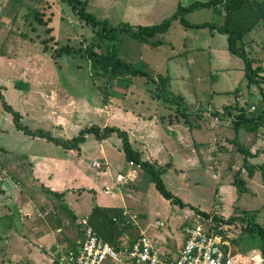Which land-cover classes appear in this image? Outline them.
<instances>
[{"label": "rangeland", "instance_id": "obj_1", "mask_svg": "<svg viewBox=\"0 0 264 264\" xmlns=\"http://www.w3.org/2000/svg\"><path fill=\"white\" fill-rule=\"evenodd\" d=\"M84 1L88 12L98 19H107L112 26L121 23L138 25L136 23L141 21L156 19L144 20L142 15L158 0ZM148 4L150 7L147 9ZM8 8L4 16L8 26H13L19 32L0 35V91L6 102L19 111L23 124L68 139L89 123L95 122L100 126L103 123L101 119H93L91 114L77 121L72 115L74 110H81L86 104H96L101 108L109 102L136 109L135 104H129L133 96L131 90L143 93L148 89L155 90L161 104H166L165 98L170 100L167 104L171 105L180 125H183L181 112L185 110L190 114V121L204 129L200 131L203 142L197 152L204 151L200 160L206 165V170L186 167L187 170L179 174L181 171L165 169L164 166L160 172L161 178L166 188L186 203L185 207H180L160 194L147 171L129 166L122 150L113 144L108 147L112 172L102 177L109 186L108 194H104V191H99L102 186L97 182L98 170L91 166L95 152L97 156L100 151L99 141H94L91 134L84 146L90 155L85 164L95 176L96 185H90L93 190L84 189L81 195L71 193L63 199L29 180L37 164L47 167L46 160L51 156L63 155L65 148L18 130L13 116L3 108L0 100V264H49L56 247L61 250L66 247L73 249L80 229L84 227L79 220L89 213L90 205L98 202L104 206L127 209L138 216L131 223H126L121 215L114 218L112 227L116 230L109 234L115 244L122 242L126 245L135 240L140 231H144L159 254L166 257L177 253L184 223L198 219L213 228L214 221L196 210L210 212L212 216L224 220L249 214L264 229V184L260 172L256 171L250 178L245 177L249 189L238 192L232 183L235 173L231 170L241 166L244 160V154L238 147L253 150L254 157H249L247 163H261L264 159V126L249 131L248 125L243 122L238 130L234 128V122L241 113L239 107L243 106L249 111L254 106L255 109L249 111L248 115L264 118V81H247L243 74V60L227 50L225 34L220 33L217 35L219 37L210 41L208 28H188L186 31L176 21L166 34L153 38L156 40L161 36L165 41H172L175 45L172 50L167 44L154 49L153 39L144 43L123 32L117 44L118 57L148 74H121L106 87L105 80L94 74L84 50L96 37L97 29L81 20L66 0H29ZM36 11L40 12L44 21L49 17L50 21L40 23L35 16ZM174 12L167 10L163 13H171L165 14L166 18ZM184 17L194 23H216L220 20L219 14L209 8L193 10ZM49 27L52 28L50 33L47 31ZM24 32L34 39V44L27 39L22 42ZM51 36H54L53 40ZM16 38L21 43L16 42ZM45 39L48 40L46 44ZM244 40L249 56L255 60L254 64L260 63L264 69V25H260L252 37L247 36ZM183 42L186 44L185 50ZM208 42H212L209 49L206 47ZM194 45L203 46V49L193 48ZM64 46L72 47V52L60 50ZM178 52L181 53L176 59L166 60L168 55ZM24 56L27 58L22 60ZM159 76L170 78L162 93L154 80ZM261 76L264 78V71ZM66 95L71 97L67 111L63 113L65 109L62 111L61 105ZM178 96L184 101H175L174 98L178 100ZM208 110L213 112L212 117L205 115ZM66 113L70 114L71 121L68 128L63 127L65 123L61 119L62 114L65 116ZM112 120L109 125L119 126L122 123L117 119ZM166 123L161 121L162 125ZM209 132L213 133L211 138L208 137ZM213 138L218 139L223 147H216ZM108 139L111 142L119 137L111 134ZM174 157L177 160V155ZM165 158L166 162H171L167 154ZM186 165L189 166V163ZM194 165L197 167L198 162H194ZM117 172L128 177L125 184L115 182ZM66 177L65 173H57L53 179L46 178L48 184L45 185L52 187L54 182L68 184V181H64ZM16 186L24 190L22 196L27 201L13 194L12 188ZM98 197L101 200H97ZM65 203L69 209L63 207ZM72 208L76 210L77 221L71 216ZM94 220L98 227V216ZM157 221H162L164 226L156 227ZM217 230L236 264H246L252 254L260 253V235L257 231L246 230L245 221L233 219L230 223H220ZM116 233L119 235L116 236Z\"/></svg>", "mask_w": 264, "mask_h": 264}, {"label": "trees", "instance_id": "obj_2", "mask_svg": "<svg viewBox=\"0 0 264 264\" xmlns=\"http://www.w3.org/2000/svg\"><path fill=\"white\" fill-rule=\"evenodd\" d=\"M66 1L72 6V9L77 13L81 20L97 29L95 31L96 37L93 38L89 45H86L84 50L90 61L91 68L94 70V74L97 77L103 78L105 80L104 82L106 87H108V84L110 85V83L121 74L143 76L148 74L146 71L135 68L133 65L122 61L118 57L117 44L120 41V35L123 32L130 33L138 41L148 42L157 35L167 32L171 27L172 22L177 19L185 27L208 28L211 32L215 31L225 34L227 36L228 51L239 56L243 60L244 76L247 81L249 83H260L264 81L263 76H261V73L264 71V69L260 63L257 65L254 64L255 60L249 56L245 46L246 42L244 41V37L248 33L252 32L260 25H264V0L194 1L185 6L179 4L176 11L171 16L164 18L161 22L156 24L131 25L129 23H121L117 26H112L109 24L107 19H98L92 13L88 12L86 10V1ZM202 8H211L213 11L223 14V22L219 24L210 21L194 23L185 19L184 16L187 12ZM35 16L37 19H39L40 23L45 22V24H47L50 21V17L44 21L40 16V12L38 11H36ZM47 31L50 33L52 28H47ZM50 39L53 40L54 36H51ZM47 41L48 40L45 39L44 43L46 44ZM152 43L154 45H159L161 40L156 38V40H152ZM60 50L70 53L72 52L73 48L70 46H64L60 48ZM154 80L156 83H158V90H160V93H162V91L164 92V89H166V84L168 83V79L166 77L163 78L162 76H159ZM0 100L2 102L3 108L13 116L14 125L18 130L30 136L42 137L50 140L54 144L60 145L65 149H79L80 144L85 140V136L90 133L94 134V136L98 139H104L111 134H116L121 139V149L124 152L125 159L129 162L139 165L142 169L147 171L150 174L151 180L154 182L156 189L163 197L178 204L180 207L186 206V203H184L180 198L175 196L166 188L160 174L162 168L156 167L148 160L142 159L140 153L132 147L128 133L125 130L116 126L106 125L105 127L101 128L97 125H91L80 129L78 134L71 137L70 139L56 137L53 136L48 130H44L42 128L32 129L28 125L23 124L21 121V114L19 111L13 109V107L8 102H6L1 91ZM174 100L178 101V103L181 101L183 102V98L181 96H178V100L177 98H174ZM165 101H167L166 98ZM239 109L241 110V113L234 122L235 130H238L243 122L248 125L247 130L249 131L255 130L260 125L264 126V118H262V116H249L248 113L251 110L248 111L246 108H243V106L239 107ZM238 149L244 154L243 167L245 168L247 175L252 176L253 173L258 170L261 175L262 183L264 184V159L261 163H247V157H254V154H252L248 149H245L243 146L238 147ZM233 184L236 186L238 192H245L248 189L244 180L239 176L238 173H236L234 176ZM63 207L68 209L65 204H63ZM196 211L202 214L204 217L211 218V220L214 221L213 228L216 233L220 232L217 230L220 223H230L233 221V219L245 221L246 230H250L252 232L257 231V233L260 235V253L264 256V229L255 222L251 215L242 214L239 218L231 217L227 220H224L219 216H212L210 212L208 213L199 210ZM70 213L73 218H76V216L71 211ZM120 215L122 217V209L120 208H103L100 206H94L91 213L85 219L97 234L109 240L116 248H119L123 243L121 242L120 244H115L109 233H112L113 230H116L113 228L115 222L114 218H120ZM96 216L99 218L98 224L100 225L98 227L96 226V221L94 220ZM106 235L109 237H106ZM118 235L119 234L116 233V236ZM131 242L132 241L129 243Z\"/></svg>", "mask_w": 264, "mask_h": 264}, {"label": "crops", "instance_id": "obj_3", "mask_svg": "<svg viewBox=\"0 0 264 264\" xmlns=\"http://www.w3.org/2000/svg\"><path fill=\"white\" fill-rule=\"evenodd\" d=\"M29 1V0H28ZM27 0H0V35L1 34H11L14 31H18V29L14 30L13 26H8V21H6L7 19L4 17L6 12H8L7 10H9V6L11 5H19L22 2H28ZM194 1H207V0H158L156 3H152L153 5L148 4L147 5V9L149 8V10H147L146 12H144L142 15V18L144 20L150 19V18H156L154 19V21H141V23H136V24H141V25H148V24H156L158 22H160L162 19L165 18V16L171 14L172 12L175 11V9L177 8V6L180 5H188ZM211 9V8H209ZM171 12L169 14L167 13H163V12ZM212 10V9H211ZM192 12V11H191ZM190 12V13H191ZM215 12V11H214ZM189 12H187L186 14H188ZM217 14H219L220 16V20H218L216 23H222L223 22V14L215 12ZM167 14V15H165ZM185 14V16H186ZM158 16H160V18H158ZM187 20V19H186ZM177 20H174L172 22V25H174L173 23H175ZM199 23V22H197ZM215 23V22H214ZM179 24L187 31L188 28L191 27H185L184 25H182L179 21ZM171 25V27H172ZM171 27L169 28V30L171 29ZM8 28V29H7ZM257 29V28H256ZM256 29L253 30L252 32L248 33L244 39L247 36H253V34L256 32ZM168 30V31H169ZM167 31V32H168ZM162 33V35L166 34ZM25 33V32H24ZM218 32H211L209 33V40H213L215 37H219L217 36ZM5 35V36H6ZM158 37L159 40H161V43L159 45H155L154 49H157L161 46H163L164 44H167L171 47L172 50H174L175 45L172 41L168 42L167 40L165 41L163 37ZM226 36V35H225ZM22 42L25 41V39H27L29 42L34 44V39L28 37V35H23ZM16 42L21 43L20 39L16 38ZM245 41V40H244ZM15 42V41H14ZM226 42H227V36H226ZM145 43V42H144ZM183 48L185 50L186 48V44L185 42H183ZM212 46V42H208L206 43V47L209 49ZM156 47V48H155ZM199 48V49H203V46H197L194 45L193 48ZM153 48V47H152ZM226 48H227V43H226ZM228 50V49H227ZM181 52H185V51H181ZM178 52L177 54H170L166 57V60L169 62L173 59H176L178 57V55L181 53ZM143 57V56H141ZM27 56H24L23 59H26ZM33 59V58H32ZM130 64V63H129ZM243 74H244V70H243ZM168 80L170 79L169 77L167 78ZM170 81V80H169ZM127 92V91H126ZM125 92V95H127ZM131 92L133 93V96L130 99L129 104H135L137 106L136 109H133L131 107H128L126 105H117V104H112L111 102H109L108 104H103L102 107H97L96 104H89V105H84L83 108L81 110H74V114L73 118H77V121L81 118L84 117V115L86 114H91L93 119H101L102 120V125H98L95 122L89 121V122H93V123H89L87 126H91V125H97L101 128L105 127L106 125L108 126H116L120 129L125 130L128 133L129 136V140L130 143L132 145V147L138 151L141 155V158L144 160H148L149 162L153 163L156 167H160L162 169H171L174 168L175 170H179L181 171L179 174H181L182 172H184L183 170H187L185 169L186 167L190 168V169H197L199 168L200 170H206V165L204 164V162L202 163V161L200 160L204 155H203V150L197 152V149L201 146L202 144V140L200 139L201 135H200V131H203L204 129H202L201 125L196 123V122H192L189 119V112L187 111H182L181 115L183 116V120L182 123L180 125V121L178 120L177 115H173L172 113V107L171 105H168L167 103H169V101H165L166 104H161L160 98H158V92L155 90H146V92H140V91H134L131 90ZM71 96L66 95L63 99V104L61 105V110L64 112L67 111V107L69 104V98ZM184 101V99H183ZM71 107V106H70ZM69 110V108H68ZM180 110V109H178ZM71 113V112H70ZM77 113V114H75ZM69 115L67 114L64 116L62 114V121H64L65 126H63L64 128H68L69 124H70V119H69ZM121 115V116H120ZM199 115V114H198ZM121 117H124L121 118ZM90 118V120L92 119ZM112 119H117L119 120V122H122L121 125L117 126V125H109L113 120ZM161 121H167L166 125H162ZM85 126V127H87ZM84 128L81 127L80 129ZM199 130H196V129ZM79 129V130H80ZM199 131V134H198ZM79 132V131H78ZM115 135V134H114ZM213 135L212 132H209V138H211ZM75 136V135H74ZM91 137V133L87 134L85 136V140L84 142H82L79 146V149H63V155L61 156H57V157H49L48 160H46V164L48 165L47 167H43V164H37L36 165V169L34 171V173L32 174V177L29 181H31L32 183H36L35 185H40L43 189H45L46 191L54 194L55 196L61 197L63 199H65L66 195L69 194H74V193H78L77 195H81V191L82 190H93L94 188H92L93 185H96V179L95 176L93 174H91V169L88 167V165L85 164V160L86 158H88L90 155H88V153H86V149H85V144L87 143L88 139H90ZM94 141L98 140L99 141V153L96 156V152L94 154V158L92 159L91 162H93V160H99L100 162L103 163L102 166V170H104V172H99V170L97 171V177L99 180H97L98 185L102 186V188L99 190L100 192L104 191V194H108L109 186H106V184L104 183V181L102 180L106 174H110L112 172L111 167L109 166L110 161H109V157H108V147L109 145H113L114 147H116L117 149L120 148L121 149V139H116L114 141H109L110 136L104 138V139H98L94 136ZM118 137V136H117ZM66 139V138H65ZM70 139V138H68ZM214 145L216 147H223V145H221V142H219L218 139H214L213 141ZM175 148V149H174ZM96 149V146H95ZM173 149V154L177 155V160L175 159L174 155L172 156V150ZM122 150V149H121ZM176 150V151H175ZM249 151L251 153H254L253 150ZM123 152V151H122ZM181 152H183L184 154L181 155ZM168 155L171 157V162H166V158L165 155ZM124 155V152H123ZM249 157H247V161ZM253 158V157H252ZM250 158V159H252ZM174 160H176V163H174ZM53 161V163L51 162ZM129 166H136L140 169H142L140 166H137L135 163L133 165L129 164ZM194 162H198L197 167H194ZM44 163V164H45ZM186 163H189V166L186 165ZM259 163V162H258ZM91 165V164H90ZM177 165V166H176ZM93 166V165H91ZM162 166V167H161ZM94 167V166H93ZM95 168V167H94ZM96 169V168H95ZM234 170V173H238L239 176L244 180L245 185H246V178H250L254 175V173L258 170H256L252 176H248L247 172L245 170V168L243 167V163L241 166L239 167H235V169H231ZM57 173L62 174L65 173L67 175L66 178H64V181H68V184H60L58 182H54L52 183V187L45 185L48 184L47 179H53L55 178V176L57 175ZM234 174V175H235ZM118 175H122L125 180H128V177L124 176L122 173L117 172V175L115 177V182L118 184H125V183H119L117 181V176ZM234 180V179H233ZM232 180V183H233ZM51 182V181H50ZM5 182H3L4 184ZM33 184V186H34ZM85 184V185H84ZM54 185V187H53ZM90 185H92L90 187ZM87 186V187H85ZM247 186V185H246ZM248 187V186H247ZM11 189V186H10ZM13 190V194H16V197H20V199H24L27 201V199H25V196H22V193L24 192V190L22 191V189L18 188L17 186L16 188H12ZM249 189V187H248ZM7 192V191H6ZM218 192V190H217ZM9 193V192H8ZM219 193V192H218ZM7 194V193H5ZM59 194V195H58ZM97 197V196H96ZM97 200H101L100 197L97 198ZM102 200H106V198H102ZM65 205L68 207L69 209V205L65 203ZM94 206H100L103 208H119V207H115V206H104L98 203H96ZM92 205H90V211L89 213H86L84 215V217L81 219V221L79 220L80 224L82 222L83 219H85L92 211L93 207ZM27 208V207H26ZM19 209V208H18ZM73 211L70 209V211L76 216L75 221H77L78 217L76 215V210L74 208H72ZM123 210V208H120ZM21 210V208L19 209ZM24 210V208H23ZM26 210V209H25ZM28 214V213H26ZM82 225V224H81ZM144 232V231H143ZM83 235V230L82 228L80 229V235L77 237L76 239V243H75V247L77 245L78 240L81 239ZM182 242H183V236H182ZM182 242L180 244V247L182 245ZM151 243V242H150ZM152 244V243H151ZM73 247V248H75ZM180 247L177 251V253L175 255H169L171 257H176L180 251ZM70 247H66L65 249H63L64 251L70 250ZM55 251V249L52 251ZM52 256V255H51ZM49 257V256H48ZM51 262V258L49 259V264Z\"/></svg>", "mask_w": 264, "mask_h": 264}, {"label": "built area", "instance_id": "obj_4", "mask_svg": "<svg viewBox=\"0 0 264 264\" xmlns=\"http://www.w3.org/2000/svg\"><path fill=\"white\" fill-rule=\"evenodd\" d=\"M251 110H254V106ZM212 114L208 110L205 115ZM92 165L99 172H104L103 163L99 160H93ZM116 179L119 183L126 182L122 175ZM122 216L126 223L135 222L138 217L127 209L122 210ZM82 224L83 235L76 247L67 251L56 247L50 264H236L215 230L198 219L186 222L181 227L183 242L178 255L173 258L160 255L143 231L131 243L116 248L100 237L86 219L82 220ZM155 226L163 227L164 223L157 221ZM246 264H264V256L254 253Z\"/></svg>", "mask_w": 264, "mask_h": 264}]
</instances>
